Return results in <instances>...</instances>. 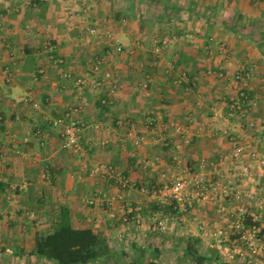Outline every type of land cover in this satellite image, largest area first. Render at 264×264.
I'll list each match as a JSON object with an SVG mask.
<instances>
[{"label": "crops", "instance_id": "1", "mask_svg": "<svg viewBox=\"0 0 264 264\" xmlns=\"http://www.w3.org/2000/svg\"><path fill=\"white\" fill-rule=\"evenodd\" d=\"M106 32L135 52L116 53ZM49 42L63 62L51 60ZM100 57L118 81L110 106L101 101L109 96L104 72L91 70ZM251 66L252 79H235L238 69ZM182 70L187 76L181 77ZM67 72L73 78H66ZM77 76L100 85L87 83L80 92ZM242 91L255 101L250 116L257 129L238 118L236 135L250 148L259 147L264 143V0H0V264L43 262L30 253L35 236L51 232L63 210L73 226L93 227L109 238L110 256L87 264H121V255L139 264L142 253H154L158 247L149 242L159 232L150 219L154 212L174 216L171 229L160 234L200 238L213 234L216 224L229 226L231 204L220 210V203L209 202L181 211L138 187L162 186L187 167L191 179L199 175L223 184L226 179L219 180L215 168L201 160L218 161L232 146L230 135L218 128V114L225 115ZM28 92L42 101L43 111L16 103ZM78 100L85 102L79 112L84 155L62 147L61 128L46 119L60 117ZM149 117L157 120L155 128L148 126ZM174 122L191 134L190 143L176 150L183 166L173 160L174 150L159 142L172 134L178 140ZM38 127L44 134L24 139ZM99 163L114 166L138 186L128 197L140 207L141 224L122 221L123 210L113 199L119 190L115 178L92 172ZM241 189L264 194V170L257 166ZM89 197L96 198L94 204L85 203ZM113 208L116 218L109 215ZM184 223L192 228L181 230ZM45 264L58 263L46 259Z\"/></svg>", "mask_w": 264, "mask_h": 264}, {"label": "built area", "instance_id": "2", "mask_svg": "<svg viewBox=\"0 0 264 264\" xmlns=\"http://www.w3.org/2000/svg\"><path fill=\"white\" fill-rule=\"evenodd\" d=\"M95 27H89L88 31L91 34L96 33ZM108 45L113 47L116 53L127 51L132 54L135 52V47L131 45H125L120 42L111 32H106ZM46 47L50 50L51 60L58 64L63 62V59L52 53L54 50L52 43H47ZM161 48L156 47L155 51L159 52ZM104 59L100 57L92 64V73L97 74L99 71L104 72V81L109 86V96L101 99L105 105H113L115 99L113 93L117 90L118 81L115 74L111 70L103 69ZM7 79L10 78L11 71L9 68L4 70ZM187 76L185 70L181 71V77ZM254 76V67L251 66L248 69H238L234 77L236 80L248 81ZM65 77L68 79L73 78L70 72L65 73ZM94 78V77H93ZM74 82L80 92L87 83H91L95 88L100 85V81L97 79H89L86 76L74 77ZM16 103L30 104L39 112L43 111L42 101L34 98L31 92L20 95L16 99ZM255 101L249 95L248 92L242 91L230 104L229 111L224 115L218 114L221 119L219 130L223 133L230 135L232 146L223 155L220 156L218 161L209 160L203 158L201 160L202 165L206 164L215 168L220 174L219 180H223V184H218L216 180L205 179L196 175L192 179L189 178L190 168L186 170L182 169V172L176 174L171 181L165 183L162 186H150L141 185L138 187L126 174L117 170L112 165L99 163L95 165L92 172L99 173L105 172L110 177L115 178L118 186V193L115 195L114 202L119 205L123 212L120 218L125 223L136 222L141 224L143 217L140 213V207L129 199V195L133 189L138 187V190L151 199L165 198L170 204L172 203L176 208L181 211H187L189 209H197L199 206L209 202L220 203V210L226 209V204H231V216L232 220L229 226L216 224L213 235L219 240H229L234 235L245 247L246 252L257 258L260 264H264V194H257L255 189L242 190L241 186L247 185L258 166L264 170V143L259 147L250 148L243 137L236 135L238 118L244 120V123L250 129H257V121L250 116V110L252 109ZM85 102L78 100L70 104L60 117H47V121L52 126L60 127L61 143L62 147L70 149L74 152L84 155V147L82 143V134L85 128V123L79 116V112L83 109ZM17 118L20 115L17 114ZM148 126L155 128L157 122L156 119L149 117ZM237 123V124H236ZM174 132L178 133V140L175 139L176 135L165 136L159 139V142L174 150L173 160L178 165L186 164V161L182 158L178 151L183 148L184 145L189 144L191 141V134L187 126H183L180 122H174ZM95 127L99 128V124H95ZM44 131L41 127L34 130L33 134H27L24 136L25 140H29L32 135L41 136ZM141 137L135 136L134 143L139 145L141 143ZM216 182V183H215ZM258 184L262 183V180L257 181ZM85 203L94 204L95 197L86 198ZM225 202V203H224ZM230 207V205H229ZM109 215L111 218L118 216L117 208H113ZM30 216L34 217L35 213L30 212ZM174 216L162 217L160 212H154L151 214L152 219L157 226L161 229H165L168 226V221L172 220ZM46 259L43 262L38 260H32L30 264H45ZM158 264H197L192 259H188L187 262H178L176 260L164 261L160 260Z\"/></svg>", "mask_w": 264, "mask_h": 264}, {"label": "trees", "instance_id": "3", "mask_svg": "<svg viewBox=\"0 0 264 264\" xmlns=\"http://www.w3.org/2000/svg\"><path fill=\"white\" fill-rule=\"evenodd\" d=\"M198 242L200 238H195ZM194 240V241H195ZM112 252L109 238L105 232L93 227H75L70 223L66 210L54 229L46 234L37 233L30 253L52 260L58 264H87L102 257H109ZM155 254L158 256L159 248ZM197 264H203L209 257L201 254L191 244L184 250ZM149 264H158L150 260Z\"/></svg>", "mask_w": 264, "mask_h": 264}, {"label": "rangeland", "instance_id": "4", "mask_svg": "<svg viewBox=\"0 0 264 264\" xmlns=\"http://www.w3.org/2000/svg\"><path fill=\"white\" fill-rule=\"evenodd\" d=\"M187 224L188 223L182 224L181 230H190V228H192L189 224V226H186ZM173 225L174 224L171 223L168 224L166 230H170ZM154 230H158L159 232L157 234H152L149 242L151 247L159 248V254L157 256L155 252H149L148 250L142 253L143 258L139 264H149V261L156 259V257H158V261L176 260L178 262H187L191 257L186 256L184 250L193 243L201 254L210 258L203 264H260L257 258L246 252L244 245L236 239L235 235L229 240H219L213 234H201V240L197 242L195 240V234H160V232L166 231L160 228ZM162 238H165L164 242ZM162 243L164 244L163 249L160 248ZM130 258V256L126 257L121 255V264H125L126 262L130 264Z\"/></svg>", "mask_w": 264, "mask_h": 264}]
</instances>
